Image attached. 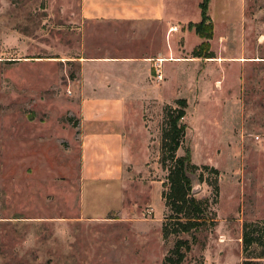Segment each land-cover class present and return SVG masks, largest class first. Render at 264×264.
<instances>
[{
  "label": "rangeland",
  "instance_id": "1",
  "mask_svg": "<svg viewBox=\"0 0 264 264\" xmlns=\"http://www.w3.org/2000/svg\"><path fill=\"white\" fill-rule=\"evenodd\" d=\"M179 1L168 52L172 27L188 32L176 41L183 59L161 67L166 98L142 110L124 171L93 185L85 205L75 60L145 30L84 19L81 0H0V264H163L177 238L191 244L179 264H241L243 224L264 222V0H211L208 59L192 54L201 0ZM178 98L187 107L177 155L215 167L219 193L214 225L165 239L161 128ZM198 173L194 195L212 201Z\"/></svg>",
  "mask_w": 264,
  "mask_h": 264
},
{
  "label": "crops",
  "instance_id": "2",
  "mask_svg": "<svg viewBox=\"0 0 264 264\" xmlns=\"http://www.w3.org/2000/svg\"><path fill=\"white\" fill-rule=\"evenodd\" d=\"M180 8L179 0H81L84 19L127 23L145 30L139 38L134 37L139 41H124V48L101 46L95 55L75 60L78 78L73 92L79 97L85 205L94 204L96 195L88 192L93 185L110 182L113 174L124 171V160L137 148L142 110L166 98L161 91L171 75L163 73L161 67L183 59L176 41L188 32L179 34L178 27L173 26L168 52V24L172 15L180 18Z\"/></svg>",
  "mask_w": 264,
  "mask_h": 264
},
{
  "label": "trees",
  "instance_id": "3",
  "mask_svg": "<svg viewBox=\"0 0 264 264\" xmlns=\"http://www.w3.org/2000/svg\"><path fill=\"white\" fill-rule=\"evenodd\" d=\"M210 0L200 2L201 20L191 25L202 41L193 48V57L212 58L210 40L213 37V23L207 15ZM187 101L178 98L175 106L164 107L163 125L161 128L160 157L163 169L167 171L163 181L161 198L166 208V214L161 224L163 238L182 233H191L214 225L212 204L216 202L218 186V170L209 165L193 163L187 154L177 155L186 133V125L181 120L186 114ZM209 172L211 179L204 178V172ZM198 182H206L212 187L213 198L199 199L194 195L193 178L196 174ZM187 239L177 238L169 251L174 257L166 256L163 264H179L186 251L190 249ZM241 264H264V222L244 223L241 233Z\"/></svg>",
  "mask_w": 264,
  "mask_h": 264
},
{
  "label": "built area",
  "instance_id": "4",
  "mask_svg": "<svg viewBox=\"0 0 264 264\" xmlns=\"http://www.w3.org/2000/svg\"><path fill=\"white\" fill-rule=\"evenodd\" d=\"M157 77H158V78H160V77H161L160 73H158V74H157Z\"/></svg>",
  "mask_w": 264,
  "mask_h": 264
}]
</instances>
